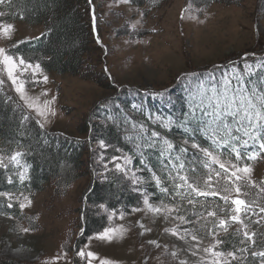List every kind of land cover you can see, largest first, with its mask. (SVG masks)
I'll use <instances>...</instances> for the list:
<instances>
[{"label": "rangeland", "instance_id": "obj_1", "mask_svg": "<svg viewBox=\"0 0 264 264\" xmlns=\"http://www.w3.org/2000/svg\"><path fill=\"white\" fill-rule=\"evenodd\" d=\"M257 1L215 2L200 6L193 0H167L153 6L146 2L139 5L132 0L128 4L121 3L120 0H92L96 13L94 35L97 41L94 39L95 43L89 42L92 50L87 59L101 73L102 78L98 77V81H93L88 77L69 72L46 71L41 67L33 73V69L27 65L34 67L38 63L24 59L25 64L18 67L15 75L18 82H23L26 95L39 97L41 107L44 100L55 97L49 106L51 111H47L43 117L37 116L35 110L28 108L20 99L1 65L5 89L13 92L25 110L36 121H40L39 127L43 124L40 128L84 140L88 137L84 127L85 120L100 123L88 116L95 103L113 94L117 87L158 89L169 84L181 72L221 61L228 55H236L257 44H264V8ZM79 11L81 19L88 22L89 15L85 6ZM182 13L184 19H181ZM0 23L15 26L11 38L0 36V47L16 58L18 63L22 56L10 47L24 39L36 37L43 26L20 20H3ZM132 33H137V36ZM86 36L88 38L90 35ZM44 77H47L46 82ZM34 79H38L39 83L30 82ZM44 92L47 93L46 96L42 95ZM86 146L82 156L84 164L63 189L56 187L58 179H49L36 191L0 190L10 193L12 200L2 196L0 198L11 202L19 210V217L0 212V260L20 264H76L75 254L87 245L85 251L96 254L92 264H100L101 260H108L113 264H179L180 260L187 264H206L207 254L201 251L192 255L195 242L191 241L190 236L179 238L184 235V228H191L189 225H180L179 221L171 217L166 219L163 213L148 211L144 204L145 196L153 206H162V201L153 199L146 180L129 154L119 148L107 146L99 136L94 141L90 140ZM110 148L115 151H110ZM0 156H3L2 153ZM113 157L119 159L114 161ZM125 157L130 158V163L125 162ZM116 163H120L126 171L117 170ZM249 165L253 168V179L257 180L262 176L264 161ZM110 172L121 175L125 190L130 188L139 193L138 202L130 206L128 211L118 212L107 208L104 203L98 204L95 209L103 217V224L90 227L88 234L81 237V210L93 209V205L85 202L82 195L92 184L91 181L103 183ZM118 188L121 194V186ZM24 197L31 201L30 205ZM20 203H25L26 206L21 209ZM133 208L140 211L133 212ZM141 224L144 228L140 227ZM177 225L179 236L165 231L176 228ZM121 226L126 229L122 238L112 242L94 238L105 228ZM23 228H28L29 231L24 232ZM141 232L144 234L141 235ZM223 232L218 231L219 235ZM202 237L201 247H207L213 242L210 236ZM76 239L80 243L75 249H71ZM150 240L156 241L160 247L148 243ZM218 250H221L219 246ZM172 251L177 252V258L171 256ZM77 260L88 264L86 258L78 257Z\"/></svg>", "mask_w": 264, "mask_h": 264}, {"label": "trees", "instance_id": "obj_2", "mask_svg": "<svg viewBox=\"0 0 264 264\" xmlns=\"http://www.w3.org/2000/svg\"><path fill=\"white\" fill-rule=\"evenodd\" d=\"M132 1L139 5L146 2L149 5L158 6L167 0ZM193 1L195 4L205 6L215 2L237 3L241 0ZM257 3L264 8V0H258ZM82 6H85L88 12V22L81 19L79 10ZM0 11L5 13V16L0 17V21L20 20L29 24H42L43 28L39 35L24 39L10 47L25 60L37 62L46 71L69 72L88 77L93 81H98V77L102 78L101 73L87 59L92 50L89 42L95 43L97 41L94 35L96 13L92 0L91 2L89 0H6L5 5H0ZM93 16H95V22ZM86 34L90 36L87 38ZM132 35L137 36V33H132ZM245 65H250L252 72L250 77L245 76L246 80L264 79V66L258 67V65H264L263 43L236 55H228L221 61L181 72L174 76L169 84L158 89L153 87H117L113 94L97 100L95 103L88 116L99 120L100 123H96V121L91 123L90 119L85 120L84 127L88 137L84 140L67 136L58 131L40 128L39 123L25 110L13 92L7 91L4 83L0 84V153L4 157V163L8 165L7 168L0 167V190L8 192L36 191L49 179H58L57 182L59 183L56 187L63 189L64 185L75 176L79 167L84 164L82 156L85 153L86 145L90 140L94 141V138L99 136L107 146L119 148L129 154L133 164L140 169L144 180H146L153 199L168 203L169 200L159 191L152 180V173L140 162L141 159H144L148 167L162 176L164 184L171 187L168 173L166 171L161 172L159 149L137 150L136 144L140 141L136 139L132 125L135 123L138 128L140 124H144L148 129L145 135H150L152 130L161 132L163 136H166L177 146L173 156L179 151V147L183 146L184 140L191 136L187 145L189 151L184 156L186 170L198 168L197 175H205L207 170L200 163L203 154L198 149H192L191 143L194 140L202 147H208L211 140L200 131L197 121L189 119L187 124L189 131L187 133L185 128L180 126L185 120V114L189 113L190 93L196 90L201 81L210 85L213 76L216 82L220 83L221 78L226 73L231 74L233 69L237 73H244ZM1 67L0 65V79L3 80L4 70ZM30 82L35 84L39 83V80L34 79ZM156 117H160L161 120L170 117L174 123L169 128H161ZM91 126L92 130H90ZM258 144L259 142L253 145L250 141L247 148H241L245 159H242L240 164H254L264 161V153H260L254 161L246 159L248 152L259 151ZM114 148L109 150L112 151ZM17 151L23 154L18 158L20 165L27 167V178L23 182L20 181L18 174L19 171H23V167L9 163L8 160V157ZM141 152H143V156ZM223 158L229 159L227 154ZM232 159L234 161V155ZM166 161L167 158H165ZM213 167L216 168L217 166L214 165ZM188 174L192 175L191 172ZM172 175H175V172ZM9 177L12 178V183L8 182ZM262 179H264V171L257 181ZM213 180H216L214 174ZM91 183L82 198L85 199V202L93 205V209L81 210V217L79 218L81 237L88 234L90 227H99L103 224V217L95 209L98 204L104 203L107 208L116 212L128 211L130 206L136 205L137 197H139V193L136 191L130 188L124 189V181L121 179V175L116 172H110L103 183H97L95 180ZM224 183L223 180H220L219 185L214 187L213 190L219 192L217 196L198 198L205 202L208 210L217 211L219 218L229 221L227 233L223 232L222 235H219L223 241L219 248L223 251H235L237 248L246 246L249 251L243 254L241 260L232 261V264H261V258L252 257L250 253L251 251H264V213L260 212V206H264V194L257 196L258 189H252L247 197L243 195L240 197L249 201H256L252 210L242 216L244 223L248 226L247 230L256 233V244L253 246L248 242L244 245L240 243L243 239L242 226L230 219L231 209L234 207L231 204V199L236 198V194L233 190L227 203L221 199V196L225 194L223 192ZM120 186L121 194L118 188ZM7 205L8 202L0 198V212L19 217L18 208L14 205L12 208H8ZM197 209L199 211L205 210L199 205H197ZM221 209H225V211H221ZM189 226L192 227V225ZM208 226L211 227V224ZM238 229L240 230L239 234ZM220 230L222 229L217 231ZM201 235L206 236L203 231H201ZM75 243L73 241L71 249H75L80 241L76 239ZM237 255L240 256L241 254L237 252ZM78 257L75 254L74 262L82 264V261L77 260ZM0 264L20 263L0 260Z\"/></svg>", "mask_w": 264, "mask_h": 264}, {"label": "snow or ice", "instance_id": "obj_3", "mask_svg": "<svg viewBox=\"0 0 264 264\" xmlns=\"http://www.w3.org/2000/svg\"><path fill=\"white\" fill-rule=\"evenodd\" d=\"M120 2L128 4L131 0H120ZM5 4L6 0H0V5ZM189 8H191V4ZM187 10L185 9V11ZM197 11H200V9H197ZM3 16H5V13L0 11V17ZM181 19H184V13L181 14ZM93 21L95 22V16H93ZM14 30L15 26L13 24L0 23V36L11 38ZM24 64L25 60L23 57H20L17 63L16 58L8 55L7 51L0 47V65L4 66V70L7 72L8 79L12 81L15 91L28 108L34 109L37 116L43 117L47 111H51L49 106L55 100V97L52 100H44L43 107H41L39 97L32 98L26 95L23 82H18L15 75L18 67ZM260 66L264 65H258V67ZM27 67L32 68L33 73L40 69L39 64H36L34 67L28 64ZM251 75V66L245 65L244 73H237L233 69L231 74L226 73L221 78L220 83H217L213 76L211 77L212 83L210 85L201 81L197 85L196 90L190 93L189 113L185 114V120L180 126L184 127L187 133L189 131L187 127L189 119L197 121L200 131L211 140L208 147H202L194 140L191 143L192 149H198L203 154V159L200 163L207 170L205 175H197L199 172L198 168L186 170L184 156L189 151L187 145L191 136L184 140L183 146H180L179 151L173 156L177 146L166 136H163L161 132L152 130L150 135H145L148 129L144 124H140L138 128L135 123L132 125L135 137L140 141L136 144L137 150L158 148L162 165L161 172L166 171L168 173V180L171 181V187L166 186L162 176L158 175L151 167H148L144 159H141V164L145 165L147 170L152 173L151 178L155 182L156 187L169 200L168 203H163L162 201V206H153L149 203L148 197L145 196V206L150 212L155 214L163 213L166 219L171 217L179 221L180 225H192L191 228L183 229V236H179V225L173 229H165V231H171L172 235L179 236L180 239L190 236L191 241L195 242L193 244L195 250L192 252V255H197L201 251L207 254L206 264H232V261L241 260L243 254L249 251L246 246L237 248L235 251L224 252L218 250V246L223 241L219 238L217 230L222 229L227 233L229 221L219 218L217 211L208 210L205 202L200 201L198 198L217 196L219 194L218 190L213 189L216 185H219L220 180L225 182L223 186L225 194L221 196V199L227 203L233 190L236 194V198L231 199V204L234 207L231 209L232 214L230 219L232 222L242 226L243 239L240 243L246 245L250 242L253 246L256 244V233L248 231V226L244 223V219H242V216L252 210V206L256 201L240 198L241 195L247 197L252 189H258L257 196L264 194V179L260 181L253 179V168L251 165L244 163L243 166H240L239 163L242 159H245L241 148H247L250 141L253 145L259 142V151L253 150L248 152L246 155L247 160L254 161L260 153H264V79L257 81L245 79V76L250 77ZM44 80L46 82L47 77H44ZM3 83L4 81L0 79V84ZM42 95L46 96L47 93L44 92ZM156 121L159 122L161 128H169L174 123L170 117L164 120L156 117ZM37 123H40V121L38 120ZM40 127H43V124H40ZM101 143L103 146V142ZM225 154H227L229 159H223ZM22 155L19 151L15 152L12 156L8 157L9 163L21 166L18 158ZM141 155L143 156V152H141ZM233 155L235 157L234 161L232 159ZM165 158H167L166 162ZM112 159L116 161L119 158L113 157ZM125 162L130 163V158L125 157ZM214 165L217 167L214 168ZM0 167H8L4 163L3 156H0ZM21 167H23V171H19L18 174L20 181L23 182L27 178V167ZM115 167L117 170L126 171L120 163H116ZM173 172H175V175H172ZM188 172H191L192 175H189ZM213 174L216 177L215 181L213 180ZM8 182L12 183L11 177H9ZM0 196L8 198L9 201L12 200V195L8 192H0ZM24 200L29 205L31 204L28 197H24ZM197 205L205 210L199 211ZM25 206V203H20L21 209ZM7 207L12 208L13 204L9 202ZM132 211H140V209L133 208ZM221 211H225V209H221ZM189 212L191 213L190 215L188 214ZM260 212L264 213V206H260ZM209 224H211V227L208 226ZM140 227L144 228V225L141 224ZM145 230L150 231V229ZM22 231L28 232L29 229L23 228ZM201 231H203L204 235L212 238L213 242L209 243L207 247H201L203 244ZM125 232L126 229L122 226L120 228L109 227L105 228L103 232L97 233L94 238L102 242H112L114 239L122 238ZM237 232L239 234L240 230L238 229ZM143 234L141 232V235ZM89 239L91 240L92 237ZM148 243L160 247L154 240H150ZM87 247L85 245V248L80 249L76 255L82 259L86 258L88 264H92V260L96 258V254L92 251H85ZM164 248L167 251V245ZM237 252L241 255L238 256ZM250 255L252 257H260L261 264H264V251H251ZM171 256L175 259L178 257V254L176 251H172ZM100 264H113V262L101 260ZM179 264H187V262L180 260Z\"/></svg>", "mask_w": 264, "mask_h": 264}]
</instances>
